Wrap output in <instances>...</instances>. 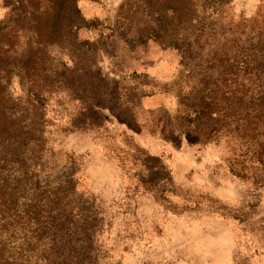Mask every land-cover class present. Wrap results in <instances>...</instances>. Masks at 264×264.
I'll use <instances>...</instances> for the list:
<instances>
[{"label": "rangeland", "instance_id": "obj_1", "mask_svg": "<svg viewBox=\"0 0 264 264\" xmlns=\"http://www.w3.org/2000/svg\"><path fill=\"white\" fill-rule=\"evenodd\" d=\"M78 6L92 24L76 35L61 28L38 47L33 31L47 15L35 24L0 0L13 48L31 49L44 69L39 95L13 75L0 109L16 110L30 127L27 175L50 187L74 179L65 204L93 215L89 264H264V164L241 157L242 175L230 170L246 135L231 125L218 140L191 144L172 123L182 87L213 89L220 100L230 82L224 68L240 77L242 56L258 71L245 84L261 105L264 0H192L187 68L178 49L137 40L148 22L141 9L124 16V0ZM257 138L264 144V134ZM33 229L18 225L13 236L28 230L31 253L0 251V264L43 263L50 250Z\"/></svg>", "mask_w": 264, "mask_h": 264}, {"label": "trees", "instance_id": "obj_2", "mask_svg": "<svg viewBox=\"0 0 264 264\" xmlns=\"http://www.w3.org/2000/svg\"><path fill=\"white\" fill-rule=\"evenodd\" d=\"M5 3L25 15L29 13L27 16L35 24H38L39 18L47 15L45 28L40 24L33 31L38 47L55 41L61 28L76 35L80 28L92 24L83 16L78 0H5ZM125 8H135L136 12L141 9L148 19L137 35L138 41L152 39L176 48L181 53L182 65L186 68L189 66L192 42L186 26L195 13L192 0H124V16ZM201 34L200 31L196 43ZM42 64L39 57L32 55L31 49H14L9 31L0 23V100L7 95L11 78L16 74L28 94L33 91L39 95L43 90L37 84L43 75ZM238 68L240 77L232 67L224 68V76L230 77V82L224 84L227 89L218 101L215 100L218 91L213 89L206 92L203 86L196 89L192 86L189 89L182 87L177 93L178 108L172 115V123L174 131L191 144H208L218 140L223 132H229V127L234 126L235 131L243 133L246 138L236 154L239 158L229 160L230 170L235 175H242L245 165L241 157L251 163L264 164V157L261 156L264 153L263 140L257 138L264 134V97L256 98H260V106L254 105V96L249 95L245 83L258 71L254 73V68L249 67L248 60L243 56ZM234 83L235 93L230 85ZM230 95L237 97L236 108L231 101L228 102ZM31 139L30 127L24 117L18 116L16 110L0 109V251L22 255L31 253L28 230L21 240L13 237L17 234L18 225L25 227L29 224L30 227L35 226L34 233H39L38 239L43 237L44 246L50 250L42 264H89L84 251L88 248L93 215L85 213L84 207L74 210L65 204L74 183L73 178L66 177L62 183L50 187L49 183L41 185L34 175H27L24 167L28 154L27 142ZM18 169L21 173L16 175L15 170ZM164 190L160 189L162 193ZM1 235L6 238H1Z\"/></svg>", "mask_w": 264, "mask_h": 264}]
</instances>
